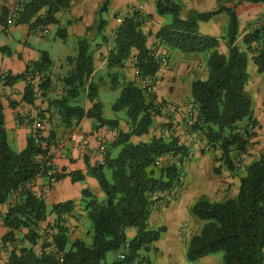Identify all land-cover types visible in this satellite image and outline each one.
Wrapping results in <instances>:
<instances>
[{
  "label": "trees",
  "instance_id": "1",
  "mask_svg": "<svg viewBox=\"0 0 264 264\" xmlns=\"http://www.w3.org/2000/svg\"><path fill=\"white\" fill-rule=\"evenodd\" d=\"M70 1L31 0L18 22H30L31 26L38 22L50 24L55 21L54 12L67 7ZM157 8L160 14L173 15L172 22L163 26L156 35L160 45L185 54L209 51L208 78L196 79L192 84L191 97L197 111V119L192 127L201 131L210 145L221 148L223 165L234 171L237 167L233 152L237 150L245 153L250 137L254 135L248 125L238 129V123L247 122L251 127L255 126L252 99L246 92L250 80V59L238 44V14L234 8L225 9L230 17L224 36L228 50L222 53L218 49V38L203 35L199 31L198 22L208 20L214 12H193L187 19H182L180 5L174 0H158ZM43 9L46 10L44 19L36 18ZM104 10L105 5L100 9V14ZM0 21L4 26L8 24L7 11ZM104 25L105 20L100 18V32ZM147 39L137 12L126 15L115 31L114 48L109 52L106 67L110 70L119 69L110 73V87L114 90L122 88L113 108L125 112L130 130L120 131L112 143V147H120L119 153L112 157L108 150L105 163L92 169L105 198L100 201L89 190L83 192L88 198L85 207L92 225L91 242L81 238L71 240L69 227L57 221L54 242L63 252L62 264L149 262L143 255L144 249L149 250L151 243L165 231L164 227H150V214L158 203L153 196L181 184L182 166L190 157L189 147L179 143V137L174 133L168 136L154 135L147 141L137 143L132 140V136L149 134L160 114L154 95H148L136 80L127 79L121 70L134 53L139 59L142 76H153L160 70L161 64L154 55L155 51L148 47ZM262 39L264 25L243 36L244 44L250 47ZM90 46L89 39L79 40L77 56L69 58L75 61V65L63 80L66 94L50 101L62 123L68 127L84 117H92L101 125H117L118 122L103 116V104L98 100V85L90 80L95 68L94 53ZM6 49L0 46V50ZM252 60L257 71L263 73L264 43ZM50 64L48 53L42 52L41 60L29 63L23 74L5 73L4 78L0 76V79L9 85L20 79L26 80L29 72L36 79L37 73H46ZM48 78L45 74L38 83H28L24 100L33 103L35 90L46 88ZM83 92H86L87 100L92 103L89 108L79 103ZM43 140L47 141L44 137ZM49 150V141L43 146L37 144L30 135L26 148L21 152L14 151L9 143L0 101V204L16 197L2 220L8 227L2 239L10 241L13 246L8 264H53L54 260L46 252L39 255L35 251L41 237L39 224L47 219L48 211L44 199L36 196L28 186L37 175L46 174L52 168L49 164L52 154L47 163L39 162L36 158L39 154L46 155ZM169 155L174 157L173 161L156 164ZM219 171L220 168H216V172ZM80 177L82 175H76L75 178ZM73 209L74 201L70 200L54 205L52 211L60 219ZM192 213L205 223L191 239L187 254L189 261L223 252L224 264H264V152L247 166L235 198L222 201L200 199L194 204ZM130 228L136 229L133 238L127 235ZM23 229L27 231L22 233ZM17 231H20L19 235ZM15 241L20 242V246H15ZM127 243L129 246H126ZM123 249L126 251L125 259L105 261L109 252Z\"/></svg>",
  "mask_w": 264,
  "mask_h": 264
},
{
  "label": "crops",
  "instance_id": "2",
  "mask_svg": "<svg viewBox=\"0 0 264 264\" xmlns=\"http://www.w3.org/2000/svg\"><path fill=\"white\" fill-rule=\"evenodd\" d=\"M6 1L0 0V18L6 11ZM174 1L180 5L182 19H187L193 12H214L208 20L198 22L199 31L203 35L218 38V49L222 53L228 50L224 36L230 17L225 9L234 8L238 14L239 45L242 44V38L247 33V25L258 14L264 15V2ZM157 3L158 0H71L67 7H61L54 12L55 21L49 24L50 33L48 34L34 30L30 22L12 23L8 21V24L4 26L0 21V46L7 48L6 51L0 50V76L5 73L23 74L29 63L41 60L42 52H47L51 60L46 73L41 72L36 75V79L39 80L41 76L47 74L49 83L43 90H38L39 96L34 99L33 103L24 100L28 84L25 79L17 80L9 85L4 84V81L0 79V101L3 106L8 139L14 151H23L28 144L32 124L19 123L17 116L23 113H28L31 117L38 113L41 114L44 120V138L49 141L52 154L49 162L52 168L46 174L37 175L28 184L30 190L44 199L47 206V219L40 222L39 233L45 227L50 226L56 230L55 225L61 222L69 227L70 234L75 238H83V227L87 225L89 219L85 207V200L88 198L84 196V190H89L100 201L105 198L104 191L92 173L94 167L102 164L103 157L98 148L100 144L105 143L109 155L115 157L120 147H112V143L120 131L130 130L125 112L116 111L113 108L122 88L114 90L110 87V73L119 71V69L110 70L106 64L109 52L114 48L116 29L126 15L137 12L142 20V29L148 37V47L155 52L158 50L160 54L168 58L166 64L155 74L156 87L153 95L159 104L160 114L157 115L154 126L162 128L165 125L170 128L171 133L179 137V143L189 147L190 158L182 166L183 179L181 184L174 189V196L165 204L154 206L151 211L150 227L152 229L164 227L165 231L158 240L151 243L149 250L144 249L143 255L149 262L138 261L134 264H221L217 260L218 253L206 255L196 261L188 260L187 254L191 239L201 231L205 223L192 213V208L200 199L222 201L235 198L240 191L241 178L244 174L243 172L238 173L237 168L230 171L224 167L220 178L207 177L200 163L209 155L202 156V159H194L197 156L194 154L199 152L198 145L201 143H197L199 141L196 131L190 124L196 121L197 117L194 115L197 112L195 109L190 110L191 105L187 103L191 99L193 81L196 78L205 79L203 71L206 70V57L201 53L187 55L179 50H169L160 45L156 35L163 26L172 22L173 15L160 14ZM104 5L105 10L100 14V9ZM100 18L105 20L101 32L98 28ZM55 27L58 28L56 37H52L51 32ZM83 38L89 39L90 50L94 53L95 68L90 80L98 85V100L103 104V116L117 120V125H101L92 117H84L68 127L62 123L57 109L50 105L52 99L66 94L63 80L75 65V61L69 58L77 56L79 40ZM7 39L12 40L15 47L8 45ZM134 55L137 54L134 53ZM251 67L252 62L249 63L248 69ZM121 70L124 71L127 79L136 80L139 84L140 80L134 74L132 58L126 61ZM45 79L44 76V81ZM252 82L255 87L253 93H250L253 117L256 128L264 130V72L257 71L256 75L252 73L249 83ZM103 90H113L119 95L115 101L109 97H106L104 101L101 99ZM82 96L83 101L80 104L86 108L91 107L92 103L87 100L86 92H83ZM150 137L151 134L132 136V140L137 143L147 141ZM46 142L44 141L45 144ZM201 148L203 149L204 145ZM208 148H210L209 145ZM36 158L39 162L47 163L44 154H39ZM253 158L249 157L246 162H251ZM173 160L171 155L165 157V162ZM76 175H82V177L75 178ZM163 194L164 191L156 195L162 196ZM70 200L74 201V209L59 219L52 211L53 206ZM13 202H15L14 198L0 204V264L9 263L10 251L13 248L10 241L2 239L8 231V227L3 224L2 220ZM26 231L23 229L22 233ZM19 232L16 233L19 235ZM127 235L133 238L136 235V229H128ZM38 245L35 246L36 253H38Z\"/></svg>",
  "mask_w": 264,
  "mask_h": 264
},
{
  "label": "rangeland",
  "instance_id": "3",
  "mask_svg": "<svg viewBox=\"0 0 264 264\" xmlns=\"http://www.w3.org/2000/svg\"><path fill=\"white\" fill-rule=\"evenodd\" d=\"M263 25H264V15L263 14H258L247 25L248 26L247 33L251 32L255 28H260ZM57 29L58 28L55 27L53 29V31L51 32V36L52 37H56ZM247 33H245V34H247ZM6 43L8 45L12 46V47H15V43L13 44V41L10 40V39H7ZM262 43H264V39H262L261 42L253 43L252 46L250 47V46H247L246 44H244L243 38H242V44H240V47L248 53V56H249V59H250L249 63L252 62V67L248 69L249 73H250V80H251V74L254 73L256 75V73H257V67L253 63L252 58H253L254 55L257 54V52L260 49V46H261ZM156 53H159V51L156 50ZM200 53L203 54L206 57V70L203 71V73H204L205 79H207L208 76H209V67H208L209 51H207V52H199V54ZM187 55H189V54H187ZM196 55H198V53ZM248 84H249L248 85L249 88L247 87L246 92H247V95L250 97V93H253L255 87H254V82H252V83L248 82ZM118 95H119V93L115 92L113 90H103L102 93H101V99H103L105 101L106 97H109V98H112L113 101H115L116 98L118 97ZM78 100H79V103L82 104L83 97L79 98ZM187 104L191 105L193 110L195 109L194 103L192 101V97H191V99L189 100V102ZM194 117H197V114L194 115ZM195 122L196 121L194 120V122H191L190 124L193 125ZM246 125H248V129H250V132L254 133V135L252 137H250V140H249V143H248V149H247V151L245 153H241V152H239L237 150H235L233 152V159H234V161L236 163L237 172L238 173L243 172V174H245L247 166L253 160L258 158L264 152V130L257 129L256 125L254 127H251V124H247V122L238 123V129L239 128L240 129L245 128ZM163 127H166V126L164 125V126H162V128ZM162 128L161 127L156 128L155 126H152L149 134H151V136L161 135V134H165L167 136L171 135V131L170 130H166L167 127L163 128V129ZM196 136H197V139L199 141L197 143L198 144L201 143V144L198 145V151L199 152L197 154H194V155H197L196 158L194 157V159H199V158H201L204 155L205 156L209 155V157L212 156L210 158L208 157L207 159H204L200 163L201 167L203 168V170H204V172H205L207 177L210 176V177H213L215 179L220 178L221 173L223 171V168L225 167L223 165V162L220 160V157L222 155L221 148L219 146L210 145L205 140V137H204V135H203V133L201 131L197 130L196 131ZM202 145H204L203 149L201 148ZM208 145L210 146V148H208ZM249 157H254V158L252 159L251 162L248 163L246 161H247V159H249ZM172 158H174V157L172 156ZM212 158H214V159H212ZM164 161L165 160H161L160 162L164 163ZM216 168H220V171L216 172ZM162 197L163 196L154 195L153 199H155V200L157 199L156 200V203H157L159 200H161ZM15 198L16 197H14V201H15ZM83 228H84L83 229L84 235L82 236L83 238H81V239H83V240H85L86 242L89 243V242H91V231H92V225H91V221L89 219L87 220V225H84ZM55 232H56V230H53V226L45 227V229H43V231L40 233L41 237H40V240H39V243H38L39 245L37 247L38 254L40 255L43 252H46V254H48L54 260L53 264L56 263L57 256L59 254L63 253V252H61L58 249L56 243L54 242V234H55ZM69 236H70L71 240L76 239L74 237V235H72V234H69ZM124 251L125 250L123 249V250H120L118 252H115V251L109 252L107 254V257H106L105 261L106 262H111V261H114V260H121L122 259L121 258V254L126 252V251L125 252ZM218 254L219 255H217V260L220 261L221 264H224V260H223V255L224 254H223V252H218Z\"/></svg>",
  "mask_w": 264,
  "mask_h": 264
},
{
  "label": "built area",
  "instance_id": "4",
  "mask_svg": "<svg viewBox=\"0 0 264 264\" xmlns=\"http://www.w3.org/2000/svg\"><path fill=\"white\" fill-rule=\"evenodd\" d=\"M31 0H7L6 1V11H7V18L9 22L15 23L18 21V19L21 17V14L24 12L26 6L29 4ZM46 16V10L43 9L41 10L38 15H36V18H40L41 20L44 19V17ZM34 30L39 31L43 34H48L50 33V27L49 24H45L42 22H38L35 24L34 26ZM154 55L158 58L159 63L161 64V67L163 65L166 64L168 58L166 55L163 54H159L154 52ZM139 59L137 57V55H134L132 58V66H133V70H134V74L136 76H138L139 78V86L148 94V95H152L154 94L155 91V87H156V75H146V76H142L141 72L139 70ZM2 78H4V75H2ZM27 83H33L36 82L38 83L37 79H34V75L32 73H28L27 74V79H26ZM34 96L35 98L39 96V91L38 89L35 90L34 92ZM158 104V103H156ZM177 109V107H176ZM192 109V106H190V110ZM193 110V109H192ZM18 122L19 123H24V124H32L31 125V131H30V135L32 136V138L34 139V141L37 144H42L43 146L46 145L44 143L43 137V130H44V120L43 117L41 116V114H37L34 117H31L30 114L28 113H23L19 116H17ZM98 151L100 153V155L103 157L102 158V164L105 163V158L108 152V148L107 145L105 143L100 144ZM51 155V150H49L47 152V154L45 155V158L47 159V162L49 160V156ZM191 155V154H190ZM156 164H161V162L158 160L156 162ZM183 178L181 177V180ZM175 188H172L171 190L168 191H164V194L162 195L163 197L161 198V200L158 201L157 205L160 206L161 204H165L171 197L174 196L175 194ZM15 246H20V242H16L14 244ZM126 246H129V243L126 244ZM121 258L125 259L126 258V254L122 253L121 254ZM64 261L63 258V253L59 254L56 258V263L55 264H62V262Z\"/></svg>",
  "mask_w": 264,
  "mask_h": 264
}]
</instances>
